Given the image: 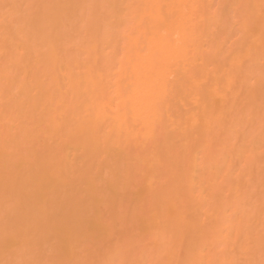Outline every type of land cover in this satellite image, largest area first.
Wrapping results in <instances>:
<instances>
[{
  "label": "bare ground",
  "instance_id": "1",
  "mask_svg": "<svg viewBox=\"0 0 264 264\" xmlns=\"http://www.w3.org/2000/svg\"><path fill=\"white\" fill-rule=\"evenodd\" d=\"M264 264V0H0V264Z\"/></svg>",
  "mask_w": 264,
  "mask_h": 264
},
{
  "label": "snow or ice",
  "instance_id": "2",
  "mask_svg": "<svg viewBox=\"0 0 264 264\" xmlns=\"http://www.w3.org/2000/svg\"><path fill=\"white\" fill-rule=\"evenodd\" d=\"M12 264H114V262H92V261H68V262H40V261H21L12 262ZM122 264H128V262H122Z\"/></svg>",
  "mask_w": 264,
  "mask_h": 264
}]
</instances>
